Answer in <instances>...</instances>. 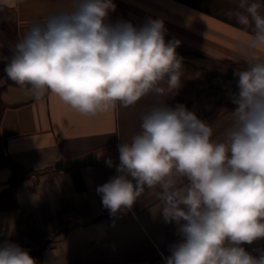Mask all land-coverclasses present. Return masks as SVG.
I'll return each instance as SVG.
<instances>
[{"label": "clouds", "instance_id": "9594fccd", "mask_svg": "<svg viewBox=\"0 0 264 264\" xmlns=\"http://www.w3.org/2000/svg\"><path fill=\"white\" fill-rule=\"evenodd\" d=\"M264 0H238L225 13L250 39L238 42L245 67L236 69V106L224 139L183 104L151 106L141 131L118 145L117 174L98 186L115 214L155 189L159 213L175 222L180 240L164 264H264L243 245L264 238ZM113 0H72L71 8L35 21L15 44L5 71L35 100L48 93L82 115L135 106L182 86L178 39L166 40L162 19L142 26L108 22ZM109 166L112 164L109 161ZM0 264H36L29 252L0 240Z\"/></svg>", "mask_w": 264, "mask_h": 264}, {"label": "crops", "instance_id": "0c3cea01", "mask_svg": "<svg viewBox=\"0 0 264 264\" xmlns=\"http://www.w3.org/2000/svg\"><path fill=\"white\" fill-rule=\"evenodd\" d=\"M71 3L0 0V64L7 65L15 44L33 22L70 9ZM113 3L116 10L109 13L108 22L122 20L142 26L148 18L162 19L166 40L181 42L176 51L183 58L182 86L175 94H150L133 107L118 106L86 116L54 94L35 100L26 89L6 84L5 77H0V85H5L0 93L5 104L0 118V152L33 169L18 182L15 205L0 210V240L9 239L29 253L41 249L40 264H164L170 246L180 236L175 222L166 223L159 213L156 190L146 189L130 210L113 214L103 206L97 188L117 174L118 145L130 142L141 131L140 117L151 106L185 105L213 126L216 140L224 139L230 113L236 107L230 98L238 91L234 71L245 67L237 45L250 39L251 32L225 14L235 9L238 0ZM256 55L264 57V49ZM208 90L212 93L207 96ZM87 155H91L90 162L72 168L54 167L58 161ZM10 177V169L1 167L0 192ZM243 246L259 255L264 238Z\"/></svg>", "mask_w": 264, "mask_h": 264}, {"label": "trees", "instance_id": "16d2710c", "mask_svg": "<svg viewBox=\"0 0 264 264\" xmlns=\"http://www.w3.org/2000/svg\"><path fill=\"white\" fill-rule=\"evenodd\" d=\"M10 38L13 39V36L10 35ZM5 67L6 66L4 64H0V77H5L6 84H15L14 81L8 78ZM4 87L5 85H0V93ZM4 108L5 104L0 97V118ZM1 167L9 168L11 177L8 179L6 186L0 192V210L11 208L15 205V190L18 182L33 172V169L26 168L20 165L19 163L14 161L8 154L2 152H0V168ZM29 254L35 260L36 264H40L41 249L38 248L33 253Z\"/></svg>", "mask_w": 264, "mask_h": 264}, {"label": "water", "instance_id": "95a60500", "mask_svg": "<svg viewBox=\"0 0 264 264\" xmlns=\"http://www.w3.org/2000/svg\"><path fill=\"white\" fill-rule=\"evenodd\" d=\"M92 160L91 155L84 156L82 158L68 159L64 161H58L55 163V168H72L83 163L90 162Z\"/></svg>", "mask_w": 264, "mask_h": 264}, {"label": "rangeland", "instance_id": "374dc122", "mask_svg": "<svg viewBox=\"0 0 264 264\" xmlns=\"http://www.w3.org/2000/svg\"><path fill=\"white\" fill-rule=\"evenodd\" d=\"M1 32H2V29H1ZM206 63H207V61H206ZM192 65H190V68H192L191 67ZM205 66H209V64H205ZM194 67H196V66H194ZM237 69H239V68H237ZM241 69H243V67H241ZM190 70V72H191V70L192 69H189ZM205 70H206V67H205ZM212 93V90H208V91H206V95L208 96L209 94H211ZM206 98H208V97H206ZM220 104H221V102H220Z\"/></svg>", "mask_w": 264, "mask_h": 264}]
</instances>
